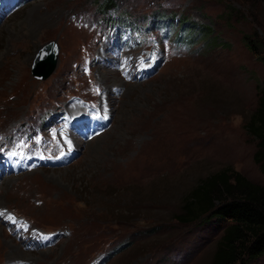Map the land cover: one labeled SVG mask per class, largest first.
Returning a JSON list of instances; mask_svg holds the SVG:
<instances>
[{
  "label": "rangeland",
  "instance_id": "obj_1",
  "mask_svg": "<svg viewBox=\"0 0 264 264\" xmlns=\"http://www.w3.org/2000/svg\"><path fill=\"white\" fill-rule=\"evenodd\" d=\"M104 1L0 0V264H208L222 226L177 222L183 196L225 167L264 182L242 38L264 0Z\"/></svg>",
  "mask_w": 264,
  "mask_h": 264
},
{
  "label": "trees",
  "instance_id": "obj_2",
  "mask_svg": "<svg viewBox=\"0 0 264 264\" xmlns=\"http://www.w3.org/2000/svg\"><path fill=\"white\" fill-rule=\"evenodd\" d=\"M110 5L109 0L104 4ZM246 49L264 64V41L243 35ZM244 128L256 140L254 161L264 172V82ZM175 220L222 226L208 264H245L264 254V182L253 183L229 167L209 173L189 189Z\"/></svg>",
  "mask_w": 264,
  "mask_h": 264
},
{
  "label": "water",
  "instance_id": "obj_3",
  "mask_svg": "<svg viewBox=\"0 0 264 264\" xmlns=\"http://www.w3.org/2000/svg\"><path fill=\"white\" fill-rule=\"evenodd\" d=\"M57 46L54 41L43 44L35 53L30 69L36 79L45 78L52 70L55 62Z\"/></svg>",
  "mask_w": 264,
  "mask_h": 264
},
{
  "label": "bare ground",
  "instance_id": "obj_4",
  "mask_svg": "<svg viewBox=\"0 0 264 264\" xmlns=\"http://www.w3.org/2000/svg\"><path fill=\"white\" fill-rule=\"evenodd\" d=\"M104 108V107H103Z\"/></svg>",
  "mask_w": 264,
  "mask_h": 264
}]
</instances>
